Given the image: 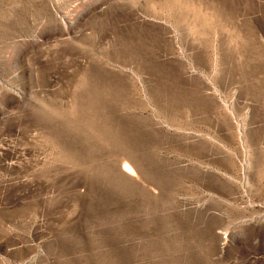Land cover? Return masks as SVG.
Returning a JSON list of instances; mask_svg holds the SVG:
<instances>
[{
	"label": "rangeland",
	"instance_id": "rangeland-1",
	"mask_svg": "<svg viewBox=\"0 0 264 264\" xmlns=\"http://www.w3.org/2000/svg\"><path fill=\"white\" fill-rule=\"evenodd\" d=\"M0 264H264V0H0Z\"/></svg>",
	"mask_w": 264,
	"mask_h": 264
}]
</instances>
